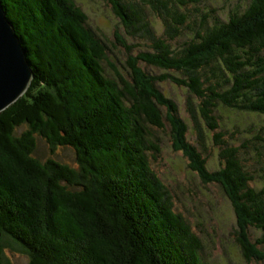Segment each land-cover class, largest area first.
Here are the masks:
<instances>
[{
    "label": "trees",
    "instance_id": "obj_1",
    "mask_svg": "<svg viewBox=\"0 0 264 264\" xmlns=\"http://www.w3.org/2000/svg\"><path fill=\"white\" fill-rule=\"evenodd\" d=\"M0 1L33 73L0 113V264H10L5 247L25 264H213L151 168L149 156L161 151L152 128L163 129V119L202 179L215 178L240 224L260 233L254 244L249 234L237 244L264 250V0L234 3L226 15L218 0H104L135 42H122L128 51L151 42L136 61L165 71L159 78L127 62L129 80L107 73L112 51L75 0ZM162 81L195 96L209 131L221 130L222 109L249 119L238 146L222 141L226 131L212 134L222 165L210 175L203 134L189 142ZM40 144L50 154L43 160ZM63 147L73 167L54 157Z\"/></svg>",
    "mask_w": 264,
    "mask_h": 264
},
{
    "label": "rangeland",
    "instance_id": "obj_2",
    "mask_svg": "<svg viewBox=\"0 0 264 264\" xmlns=\"http://www.w3.org/2000/svg\"><path fill=\"white\" fill-rule=\"evenodd\" d=\"M75 1L77 6L87 15V25L95 31L113 52H109L108 54V63L103 61L107 73L115 75L113 74L115 72L122 79L129 80L127 73L130 74L133 71V65L130 68V64L134 61L136 63L134 66L135 72L144 69L143 71L150 75H155L159 78L163 76L165 71L158 70L143 61H136L135 59L139 55L138 52H144L145 49V52H148L147 47L151 42L142 39L141 47L133 48L129 51L126 49L125 46L131 48L135 42L128 35L127 29L108 3L104 0ZM218 1L220 3L218 8H221L220 13L223 14L224 12V15L227 14L228 9L231 11L238 9L234 3L242 2V0H231V3L223 2L222 0ZM145 12L151 18V12ZM152 15L160 22L154 10H152ZM152 23L154 26L157 24L160 26L154 19ZM157 32L160 34L161 28ZM154 35L159 36L157 33ZM122 42H126V45ZM149 51L151 52V50ZM171 73L173 74L174 72ZM157 85H159L165 96L176 104L178 117L188 125L187 139L189 142L195 145L196 138L198 137L196 130L200 135L203 134L202 139L207 148V153L204 154L201 148H197L202 151L204 156H207L205 169L208 172L217 171L222 163L218 157V149L213 143L212 134L214 135V133L218 132L224 135L222 131H226L225 136L222 137V141L227 140L238 146L241 143L240 138L246 136V133L244 134L241 129L247 126L245 121L249 119L245 118L242 114L234 113L230 109H222L216 115L218 119L219 116L221 117V120H219L221 130L209 131L205 121L198 112V100L194 98L193 94L188 92L186 88L177 87L170 81L158 82ZM189 106L193 107V112L189 111ZM161 110L164 118H166V108L161 107ZM163 122V129L152 128V130L155 129V132L151 136V141L159 140L161 151L156 160H152L149 156L151 168L165 188L170 190L169 196L172 199L171 201L175 206V210L187 220L193 232L203 243L205 259L213 264H264V256L262 255L264 250H262V247L256 246L257 253L251 254L247 249L244 251L237 244L235 238L242 235L247 241V234H249L250 243L254 244L256 239L260 237L258 230L254 228L248 229L246 226L240 224V215L234 210L229 199L223 193L222 188L214 182L215 178L209 176L208 181L202 179L203 174L196 167L193 159L191 160L186 157L178 149L180 148L179 145L174 143L173 138L171 139L176 129L173 132L170 123L164 119ZM237 126L238 128H236ZM222 127L224 130H222ZM173 143L176 149L173 148ZM37 151L39 159L43 160L44 158L41 157L50 156L49 151L42 144L39 145ZM55 152L54 157L59 162L71 165L72 167L75 165L71 163L74 162L75 157L67 147L58 148ZM3 251L8 263H26V259L21 253L15 252L10 248L8 249V247H5Z\"/></svg>",
    "mask_w": 264,
    "mask_h": 264
},
{
    "label": "water",
    "instance_id": "obj_3",
    "mask_svg": "<svg viewBox=\"0 0 264 264\" xmlns=\"http://www.w3.org/2000/svg\"><path fill=\"white\" fill-rule=\"evenodd\" d=\"M33 73L0 1V113L28 89Z\"/></svg>",
    "mask_w": 264,
    "mask_h": 264
}]
</instances>
